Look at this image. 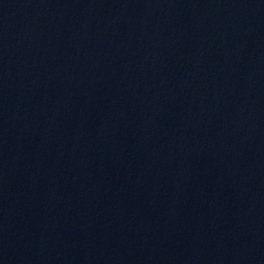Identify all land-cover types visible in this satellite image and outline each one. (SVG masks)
I'll return each instance as SVG.
<instances>
[{
  "label": "water",
  "instance_id": "water-1",
  "mask_svg": "<svg viewBox=\"0 0 264 264\" xmlns=\"http://www.w3.org/2000/svg\"><path fill=\"white\" fill-rule=\"evenodd\" d=\"M0 264H264V0H0Z\"/></svg>",
  "mask_w": 264,
  "mask_h": 264
}]
</instances>
